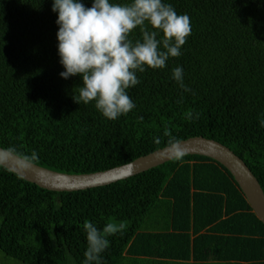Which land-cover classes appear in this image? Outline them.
Returning a JSON list of instances; mask_svg holds the SVG:
<instances>
[{"label":"trees","instance_id":"16d2710c","mask_svg":"<svg viewBox=\"0 0 264 264\" xmlns=\"http://www.w3.org/2000/svg\"><path fill=\"white\" fill-rule=\"evenodd\" d=\"M165 2L190 17L183 54L138 72L141 82L128 90L136 107L112 121L94 102L75 101L79 76H60L53 0H0V146L79 174L170 145L166 130L178 141L201 135L229 147L264 191V0ZM130 38H142L139 28ZM177 66L192 92L172 78ZM189 111L199 117L187 119ZM153 218L166 231H150ZM85 221L125 225L109 237L103 264H264V223L212 158L186 154L70 192L41 188L0 165V264H83Z\"/></svg>","mask_w":264,"mask_h":264},{"label":"clouds","instance_id":"9594fccd","mask_svg":"<svg viewBox=\"0 0 264 264\" xmlns=\"http://www.w3.org/2000/svg\"><path fill=\"white\" fill-rule=\"evenodd\" d=\"M52 11L58 14V55L63 66L60 76H79L82 83L74 93L77 103L90 104L108 120L115 121L132 111L136 104L128 90L141 81L137 73L147 68L167 67L170 58L180 57L192 32L190 17L179 14L165 0H53ZM139 28L141 39L130 38ZM172 78L185 92L193 90L185 84L183 66L172 70ZM198 118L189 111L187 119ZM264 128V119L259 120ZM171 137L172 158L185 156L180 141ZM159 143V139L156 140ZM33 151L30 159H37ZM87 249L83 264H103V254L111 246L109 237L122 233L125 225L106 223L103 228L85 221Z\"/></svg>","mask_w":264,"mask_h":264},{"label":"water","instance_id":"95a60500","mask_svg":"<svg viewBox=\"0 0 264 264\" xmlns=\"http://www.w3.org/2000/svg\"><path fill=\"white\" fill-rule=\"evenodd\" d=\"M180 143L186 154L206 156L222 164L237 182L252 211L264 223V191L256 176L238 155L226 145L201 135L180 140ZM172 159L171 146L167 145L119 166L76 174L40 166L0 146L1 166L41 188L59 192L105 186Z\"/></svg>","mask_w":264,"mask_h":264},{"label":"rangeland","instance_id":"374dc122","mask_svg":"<svg viewBox=\"0 0 264 264\" xmlns=\"http://www.w3.org/2000/svg\"><path fill=\"white\" fill-rule=\"evenodd\" d=\"M153 221H154V218H153ZM152 224L150 225L151 226V230L152 232H158L160 233L161 231H166V227L165 226H161L158 222L154 221V222H151ZM157 223V224H155Z\"/></svg>","mask_w":264,"mask_h":264}]
</instances>
